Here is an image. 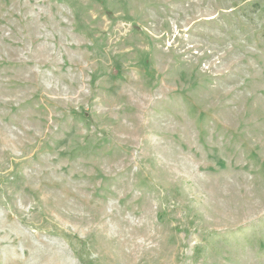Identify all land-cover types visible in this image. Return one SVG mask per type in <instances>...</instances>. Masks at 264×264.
<instances>
[{
    "label": "rangeland",
    "instance_id": "374dc122",
    "mask_svg": "<svg viewBox=\"0 0 264 264\" xmlns=\"http://www.w3.org/2000/svg\"><path fill=\"white\" fill-rule=\"evenodd\" d=\"M0 264H264V0H0Z\"/></svg>",
    "mask_w": 264,
    "mask_h": 264
}]
</instances>
